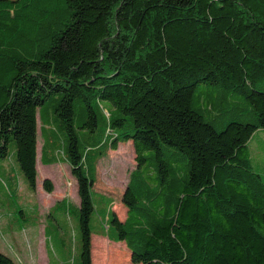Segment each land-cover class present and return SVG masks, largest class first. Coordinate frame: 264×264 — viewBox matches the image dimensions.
I'll list each match as a JSON object with an SVG mask.
<instances>
[{"label":"trees","instance_id":"16d2710c","mask_svg":"<svg viewBox=\"0 0 264 264\" xmlns=\"http://www.w3.org/2000/svg\"><path fill=\"white\" fill-rule=\"evenodd\" d=\"M259 129L264 0H0V222L36 225L39 137L40 161L77 181L79 203L47 213L49 264L72 216L73 264H93L94 218L126 263L264 264ZM128 141L121 194L97 189L99 161ZM0 264L22 263L0 249Z\"/></svg>","mask_w":264,"mask_h":264},{"label":"rangeland","instance_id":"374dc122","mask_svg":"<svg viewBox=\"0 0 264 264\" xmlns=\"http://www.w3.org/2000/svg\"><path fill=\"white\" fill-rule=\"evenodd\" d=\"M41 143L42 138L39 137L37 189L35 194H28V196L34 197V202L37 201L39 204L36 225L33 229H25L16 234H14L15 232L10 227L9 231L13 234L9 236L4 232L0 233V249L16 257L22 264H49L45 237L47 213L50 208L65 197H69L76 204L79 203L77 181L72 174L70 166L63 162L50 165L43 164L40 161ZM249 145L255 168L259 172L264 173V129H259L255 132ZM7 164L12 165L13 163L9 159ZM98 165L97 189L111 191L114 194H121L128 181L130 171L136 165L135 150L132 141L119 144L115 150H108ZM0 172H2L1 167ZM13 172H18L17 179L20 183L18 190L20 191L24 187L27 188L26 180L23 179L24 176L21 174L22 171L15 167ZM45 178H50L53 182V191L51 193L47 192L44 188L43 180ZM19 200L17 203H19ZM114 208L120 217H124L126 209L119 199L114 202ZM59 219L63 221L64 217H61L59 214ZM21 222L23 223V220ZM0 223L1 227H4L6 222L2 221ZM67 223V228L63 222L64 229L58 228L54 230L59 235L55 242V248L58 247L55 253V261L58 264H73L72 257L75 254L77 256L78 253V246L76 249L75 246L76 244L79 245L80 235L75 227L76 220L73 216L67 217ZM92 226L96 232L93 234L92 239L93 264H134L130 260V263L124 261L126 257L124 254L126 252L125 248H127L126 245L124 242H114L109 239L106 233V225L102 220L94 218ZM71 243L74 248L71 246ZM71 251V258L67 260L69 257L68 252ZM63 252L65 254H62Z\"/></svg>","mask_w":264,"mask_h":264},{"label":"crops","instance_id":"0c3cea01","mask_svg":"<svg viewBox=\"0 0 264 264\" xmlns=\"http://www.w3.org/2000/svg\"><path fill=\"white\" fill-rule=\"evenodd\" d=\"M43 178H44V176H43ZM9 228H10V225H9L8 223H5V226L2 227V230H4V232H5V234H6L7 236L13 234V233H11V232L9 231ZM11 230H12V229H11ZM14 234H16V232H15Z\"/></svg>","mask_w":264,"mask_h":264}]
</instances>
